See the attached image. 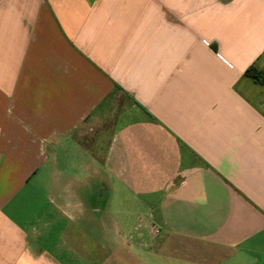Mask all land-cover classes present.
I'll list each match as a JSON object with an SVG mask.
<instances>
[{
  "label": "crops",
  "instance_id": "obj_1",
  "mask_svg": "<svg viewBox=\"0 0 264 264\" xmlns=\"http://www.w3.org/2000/svg\"><path fill=\"white\" fill-rule=\"evenodd\" d=\"M248 68L264 0H0V264H264Z\"/></svg>",
  "mask_w": 264,
  "mask_h": 264
},
{
  "label": "trees",
  "instance_id": "obj_2",
  "mask_svg": "<svg viewBox=\"0 0 264 264\" xmlns=\"http://www.w3.org/2000/svg\"><path fill=\"white\" fill-rule=\"evenodd\" d=\"M245 74L252 77L255 81L259 83H264V73L263 72H258L254 68H248Z\"/></svg>",
  "mask_w": 264,
  "mask_h": 264
},
{
  "label": "rangeland",
  "instance_id": "obj_3",
  "mask_svg": "<svg viewBox=\"0 0 264 264\" xmlns=\"http://www.w3.org/2000/svg\"><path fill=\"white\" fill-rule=\"evenodd\" d=\"M116 207H118V203H117ZM149 264H158V263H156V262H155V263H154V262H153V263H152V262H150Z\"/></svg>",
  "mask_w": 264,
  "mask_h": 264
},
{
  "label": "built area",
  "instance_id": "obj_4",
  "mask_svg": "<svg viewBox=\"0 0 264 264\" xmlns=\"http://www.w3.org/2000/svg\"><path fill=\"white\" fill-rule=\"evenodd\" d=\"M155 232L157 233V232H158V230H157V229H155Z\"/></svg>",
  "mask_w": 264,
  "mask_h": 264
}]
</instances>
